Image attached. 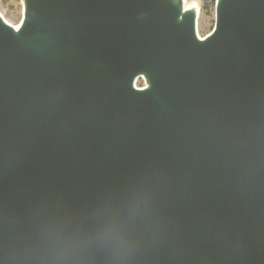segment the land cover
<instances>
[{
    "label": "water",
    "instance_id": "95a60500",
    "mask_svg": "<svg viewBox=\"0 0 264 264\" xmlns=\"http://www.w3.org/2000/svg\"><path fill=\"white\" fill-rule=\"evenodd\" d=\"M20 5L0 264H264V0Z\"/></svg>",
    "mask_w": 264,
    "mask_h": 264
},
{
    "label": "rangeland",
    "instance_id": "374dc122",
    "mask_svg": "<svg viewBox=\"0 0 264 264\" xmlns=\"http://www.w3.org/2000/svg\"><path fill=\"white\" fill-rule=\"evenodd\" d=\"M187 5L196 3L200 9V14L197 23V31L200 38L205 37L210 33L214 24V9L207 6L203 10L207 0H186ZM0 15L11 26H17L21 19L20 0H0ZM140 85V84H138Z\"/></svg>",
    "mask_w": 264,
    "mask_h": 264
},
{
    "label": "trees",
    "instance_id": "16d2710c",
    "mask_svg": "<svg viewBox=\"0 0 264 264\" xmlns=\"http://www.w3.org/2000/svg\"><path fill=\"white\" fill-rule=\"evenodd\" d=\"M208 3L205 4V7H203V10H206L207 9V6L211 9H214V3H215V0H207ZM141 85V83H139Z\"/></svg>",
    "mask_w": 264,
    "mask_h": 264
},
{
    "label": "flooded vegetation",
    "instance_id": "af4514ba",
    "mask_svg": "<svg viewBox=\"0 0 264 264\" xmlns=\"http://www.w3.org/2000/svg\"><path fill=\"white\" fill-rule=\"evenodd\" d=\"M138 87H142V85H138Z\"/></svg>",
    "mask_w": 264,
    "mask_h": 264
}]
</instances>
